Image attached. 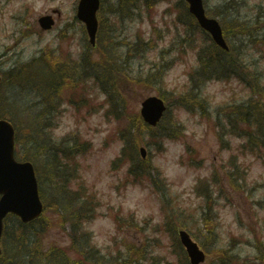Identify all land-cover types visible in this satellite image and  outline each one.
Listing matches in <instances>:
<instances>
[{
  "label": "rangeland",
  "instance_id": "374dc122",
  "mask_svg": "<svg viewBox=\"0 0 264 264\" xmlns=\"http://www.w3.org/2000/svg\"><path fill=\"white\" fill-rule=\"evenodd\" d=\"M78 1L79 0L0 1V56L3 54L0 58V65L8 70L17 63H27L43 54L48 46L54 47L56 52L60 50L58 52L59 54L65 51L75 59H78L82 53V49H84L83 47H86L87 43L86 35L83 30V23L78 19L76 20L74 17L76 15ZM116 1L117 0H105L104 3L102 33L105 35L109 29V34H106L102 46L106 47L111 54H113L116 48L119 53H124L118 56L126 61L125 52L127 51V47L122 46V44L127 43L129 46L134 47L139 41L150 40L149 37H151L152 32L155 34L154 38L158 37L156 33L159 31L162 34V38L155 41L156 45L154 47L149 48L144 56L135 57L129 61V64L121 65L120 69L123 70V73H129L130 76L135 78L142 77L144 80L146 79L150 67L158 63L169 64L166 70V85L163 86L162 91L166 93V97L176 101L175 90H179L190 83L191 77L199 65L193 54L187 55L186 60L181 59L171 64L172 60L179 56L172 47V44H177L179 38L177 36L178 30L172 25L173 22L169 18L168 13L164 20L162 17V13L168 9L170 3H168L167 0L161 2L153 10L151 16L145 12L143 17L135 15L132 19L131 16H126V20L121 21L119 18L120 2L116 5ZM205 1L208 12L213 16H215V12L218 10L217 5L219 4H223L222 10L228 6L225 10L226 13L229 14L231 12L233 15L241 16L246 19L253 18L259 9L264 11V0L263 5L260 3V0ZM56 7L61 9L62 18L57 22L54 30L41 33L38 24L39 16L47 12H52V9ZM210 9L213 10V13ZM116 13L118 14L117 18L115 15ZM173 15H176V13ZM150 17H155L156 22H150ZM220 18L223 20V16ZM68 24L69 29L66 32V37L61 39L58 33L62 28H66ZM153 24H157V26L153 28ZM59 28L61 29L59 30ZM31 30L34 31L32 34L29 32ZM203 41L204 40H201L200 42ZM249 50L250 60L258 62L260 68L264 69V45L259 48L258 51H256L255 47ZM6 53L7 55H5ZM92 57L96 61L99 58L95 51L92 52ZM87 63L88 65L85 70L75 66V70L72 72L74 74L73 78L77 79L82 77V79H84V75L90 76L94 73L96 65L89 60H87ZM80 65H82V63ZM82 66L84 67V65ZM43 69L46 71L45 68ZM251 69L253 68L246 67L243 70L245 77H249ZM234 71H238V69ZM100 75L101 69L98 67L97 79L99 80ZM57 77L58 75L53 79ZM8 83L9 80L6 79L4 81V86L0 90V97H3V95L7 93L9 89ZM93 84L94 77H90L89 81H86V83L82 82L81 87L85 85L92 86ZM145 86V81L137 83L127 81L121 86V92L125 96L123 99L126 101L128 99H135L129 96L130 93L133 91L138 92V90L142 92ZM238 87L244 89V86L239 84V79L233 77L230 83L225 81H211L206 83L203 87V93L205 97H210L212 99L211 105L216 109L223 101L228 99L227 97L233 95L234 89L237 90ZM97 91L92 94L93 97H91L92 100L90 103V111L95 113H89L87 109L82 108L81 112L85 115L82 118L79 117L76 107L69 104L68 94L64 91L62 96L65 97V101L61 104V111H56L54 128L52 130V136L58 141L74 132L76 134H81L82 138L92 142V147L86 154L78 155L81 161L80 172L82 173V178L78 180L72 168L66 170L64 173L65 177L73 179L71 182L72 189L78 191L81 188L80 182L84 179L88 184V190L95 192L102 201V216H97L95 220L91 221L86 226L95 231L94 241L102 248L109 249L108 246L112 245L114 241L113 237L116 236V226L112 217L113 212L110 207L117 208L121 206L125 212H136L141 220L145 217H154L153 221L160 222L161 224L164 222V215L168 214L169 224L167 226L162 224L161 236L163 238L162 242L167 243L172 248L173 229L178 226L176 217L178 205H182L183 208L188 211H195V208L199 207L200 199L196 200V195L193 192L197 178L199 176L212 177V164L217 162L220 163L224 160L223 157L227 158L230 155V152L220 150L213 132L209 130L207 125L200 124L198 118L191 116L189 113L190 111L186 107H176L175 113H177L186 124L187 138L167 140L165 152L158 154L155 152L153 164H160L165 169L172 186V195L177 194L179 196V204L171 201L169 197V192L171 191L170 187L167 189V193H165L164 190L155 192L152 186L156 184V181H159L160 178L159 176L153 175L152 171L151 173L154 177L152 186L149 184L141 185L134 183H129L127 186L124 184L121 185L128 173L129 162L121 164L122 167L119 170L113 169L111 161L119 155L122 143L113 139L109 144H105V139L118 127L122 119L118 120L116 117H108L106 115L109 109L108 106L102 107V111L98 110L99 104L105 97V94H98L96 93ZM156 91V87L153 86L146 88L145 93H148L146 95L156 94ZM11 93L12 92H10V95ZM245 94L247 96V91ZM93 99H95V101H93ZM34 101H40V97H34L33 95L29 96L28 102L25 100L26 105L24 108H29V104ZM140 103H135L139 109ZM36 106L40 107L42 105L36 104ZM190 106H192V104H190ZM11 111H16V109L13 108ZM38 112V109H34L31 115L26 112L21 113V110H18L17 113L21 114L15 116L13 112V115L17 122H22V120H20L21 117V119H26L27 121H34ZM123 120H126V118ZM49 122L50 121L46 117L40 120V128L39 130L35 129L34 132L36 137L39 136L38 131L43 134L46 130L49 131L51 129L45 128ZM165 123H169V117L166 118ZM24 126L25 124L22 122L18 129ZM32 132L33 130L28 127L22 130L21 139L23 141V150L33 148L34 146L38 149L39 143L30 136ZM38 139L41 142V139ZM186 139L188 140L187 143ZM232 141L237 145L240 140L233 139ZM188 148L190 150L197 149L200 155L199 157L205 160L203 165L198 162V160L196 162L199 163L198 167L181 162L182 155L187 157ZM233 149L237 151L235 147ZM33 152L34 150H31L30 155L33 154ZM51 154L52 152L44 154L40 158H34L39 162L42 170L40 180L42 182L41 191L45 197H43V199L48 206L46 210L48 224L41 233L44 247H48L51 244L66 246V244L70 242L71 232V225L69 224L68 218L64 219L66 215L62 213L61 209L55 207V202L53 201L54 197H57V193L54 192V190L58 187L57 182H59V180L54 177L55 168L48 166L47 170H43L42 161L49 165L48 160L50 159L51 161L53 156ZM246 163L250 166V178L254 185L257 186L254 190V201L264 202V166L261 161L255 158H249L246 160ZM148 166L149 164H146V167ZM82 198H85V196L82 195ZM244 199L245 196H243L241 192L229 195L228 199H220L221 203H225L226 200H228L229 203V205L222 204L219 208L220 227L218 229L221 233L220 242L224 244L228 241H235L237 242L241 257L246 260L247 263L264 264L257 258L259 253L255 247L257 244L256 236L259 239H264V209L260 211V215L263 217L260 220H256V216H246L244 221H238L237 212L235 211L237 210L236 207L242 209V217L248 212L249 199ZM163 200L167 201L165 212L161 209V201ZM175 204L177 205L175 206ZM233 206L235 207L233 208ZM197 215H199V213ZM11 223L16 225L17 220L13 219ZM35 226L36 227L32 230H39L42 226V222L38 221ZM20 233L21 232H19V234ZM129 235H131V232ZM127 238L131 239L130 236ZM166 247L167 246H163V252L166 251ZM28 249L29 246L25 247L22 252L26 251V253H28ZM22 252L16 259L21 258L24 264H33L32 262L35 261V259L24 256L25 252L24 254ZM179 253L180 250L173 254L174 256H171V260L177 259ZM8 254L12 256L11 253ZM215 257V254H212L211 257L208 256V259L203 264H216L214 260ZM183 259V264L187 263L184 255Z\"/></svg>",
  "mask_w": 264,
  "mask_h": 264
},
{
  "label": "water",
  "instance_id": "95a60500",
  "mask_svg": "<svg viewBox=\"0 0 264 264\" xmlns=\"http://www.w3.org/2000/svg\"><path fill=\"white\" fill-rule=\"evenodd\" d=\"M191 3V10L197 15L201 24L208 28L216 41L227 47L223 36L222 30L215 19H209L205 16V10L202 0H188ZM99 7V0H81L79 5V16L87 23V28L91 36L92 43H95V36L97 31V18L96 11ZM41 22L44 27H49L53 22L50 17L45 16L41 18ZM163 101L157 97H150L143 102L142 114L145 119L153 124L163 114L165 109ZM8 131L12 133V127L10 124L4 121L2 123ZM13 136H6L0 139V157L3 159L5 165V172L0 177V191L5 195L0 201V228L1 217L8 211L12 210L20 215H23L25 219L36 216L40 213L42 205L39 200L36 179L34 175L33 166L27 162L20 164L22 168H18L19 164L11 159ZM143 154L145 151L143 150ZM25 176L23 182L19 185L15 180H12L15 175ZM182 241L187 246L189 254L194 264H199L204 260L205 256L190 236L186 232L181 233Z\"/></svg>",
  "mask_w": 264,
  "mask_h": 264
},
{
  "label": "trees",
  "instance_id": "16d2710c",
  "mask_svg": "<svg viewBox=\"0 0 264 264\" xmlns=\"http://www.w3.org/2000/svg\"><path fill=\"white\" fill-rule=\"evenodd\" d=\"M103 87H104L105 91L108 90V85H105L103 83ZM109 97H111L112 101L116 104L117 107H119L117 105V103H116V99H114V97H116V96L110 94ZM255 110H258V107H256ZM114 114H116L119 117L121 112H120V110H116V111H114ZM248 116L249 115L247 114L246 117L245 118L242 117V119L246 120V121H249L248 120V118H249ZM226 118H225V125H224V128H223L224 137L230 135V132L228 130H226L225 127H227V126L231 127L232 125L238 126V120L237 119L239 118V113H238L237 110H235L232 113H230ZM132 121H133V124L136 126V131L140 130L141 128L144 127V123H143V121L141 120V118L139 116H137V115L136 116H132ZM257 122H258L257 125H258V131L259 132H256V135L252 134V139L249 141V143L247 145V150L251 154H254L256 156H262L264 154V148H262V145H264V140L262 141V144H261V143H259L257 141V137H259L261 135L264 136V121L258 120ZM123 134H124V135H122L123 138L124 137L125 138L128 137V134L126 132H124ZM248 136L250 137L249 134H248ZM133 141L135 142V139ZM132 148H133V157H134L135 154H136L135 153L136 146L133 145ZM229 167H230L229 178L231 180L233 189L234 188H238L241 185L242 186H247V176H246V174L244 172H242L241 165L238 163V161L234 160L229 165ZM132 173L133 174L135 173V168H131V174ZM214 182H215V185L218 187V189L221 190L222 186L218 184L219 181H217V180L215 181L214 180ZM213 193H214V189L211 190V191L208 190V193H206V207L208 208L209 212L212 210L213 207H215V204L213 203V200H211ZM215 229H216L215 225H213V226L206 225V228L203 229V230H206L208 233L212 234L215 231ZM204 246H206V245L204 244ZM261 249H262V247H261Z\"/></svg>",
  "mask_w": 264,
  "mask_h": 264
}]
</instances>
